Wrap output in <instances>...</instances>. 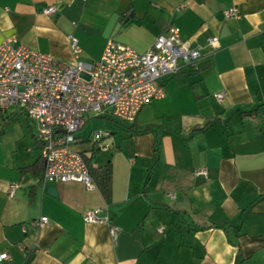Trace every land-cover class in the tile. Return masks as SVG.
Returning a JSON list of instances; mask_svg holds the SVG:
<instances>
[{"label":"crops","instance_id":"obj_1","mask_svg":"<svg viewBox=\"0 0 264 264\" xmlns=\"http://www.w3.org/2000/svg\"><path fill=\"white\" fill-rule=\"evenodd\" d=\"M169 25L201 47L197 63L161 77L164 97L133 122L107 107L76 132L75 150L112 165L109 203L97 186L43 182L35 122L0 112V264H264V0H0V43L63 63L76 61L69 35L91 63L109 38L144 52Z\"/></svg>","mask_w":264,"mask_h":264},{"label":"built area","instance_id":"obj_2","mask_svg":"<svg viewBox=\"0 0 264 264\" xmlns=\"http://www.w3.org/2000/svg\"><path fill=\"white\" fill-rule=\"evenodd\" d=\"M54 11V5L43 9L46 14ZM224 13L227 17L237 16L234 7ZM69 38L74 63H63L50 54L30 49L15 36L1 41L0 112L16 107L35 122L44 162L43 182L78 181L94 188L96 184L84 155L73 148L78 142L76 132L84 125L86 115L110 107L118 119L133 122L143 105L164 97L160 78L178 73L180 60L196 64L201 47L182 40L178 27L169 25L144 52L109 38L100 58L85 63L78 60L81 49L77 39L72 35ZM208 43L213 48L219 45L215 37H209ZM215 96L221 101L225 92ZM249 118H254V114L250 113ZM108 133L94 132L98 138ZM196 173L206 174V169ZM15 187V183L10 184V194ZM98 212L85 209L83 220L109 222L108 216H99ZM47 222L45 216L37 220L38 225ZM109 229L115 236L118 227L110 224ZM4 259H10L9 254L0 252V261Z\"/></svg>","mask_w":264,"mask_h":264},{"label":"trees","instance_id":"obj_3","mask_svg":"<svg viewBox=\"0 0 264 264\" xmlns=\"http://www.w3.org/2000/svg\"><path fill=\"white\" fill-rule=\"evenodd\" d=\"M96 150L97 149L93 147L91 155L89 157H84L92 179L94 180L96 186L102 193L104 199L109 203L112 198V165L109 161L94 164L93 156L95 155ZM34 166L31 165L29 167L24 168V170L33 169Z\"/></svg>","mask_w":264,"mask_h":264},{"label":"rangeland","instance_id":"obj_4","mask_svg":"<svg viewBox=\"0 0 264 264\" xmlns=\"http://www.w3.org/2000/svg\"><path fill=\"white\" fill-rule=\"evenodd\" d=\"M114 120H116V119H118V118H113ZM114 123H116L117 124V122L115 121ZM94 127H100L99 129H102L101 127H103L102 125H100V123H98V126H94ZM102 131H104L105 133H106V128L105 127H103V130ZM106 135V134H105Z\"/></svg>","mask_w":264,"mask_h":264},{"label":"water","instance_id":"obj_5","mask_svg":"<svg viewBox=\"0 0 264 264\" xmlns=\"http://www.w3.org/2000/svg\"><path fill=\"white\" fill-rule=\"evenodd\" d=\"M51 192H53V194H54V187H51Z\"/></svg>","mask_w":264,"mask_h":264}]
</instances>
